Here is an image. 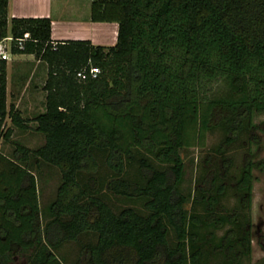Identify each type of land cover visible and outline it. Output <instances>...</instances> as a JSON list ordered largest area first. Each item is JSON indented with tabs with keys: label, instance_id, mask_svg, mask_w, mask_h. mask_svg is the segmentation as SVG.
Here are the masks:
<instances>
[{
	"label": "trees",
	"instance_id": "16d2710c",
	"mask_svg": "<svg viewBox=\"0 0 264 264\" xmlns=\"http://www.w3.org/2000/svg\"><path fill=\"white\" fill-rule=\"evenodd\" d=\"M6 2L0 0V40L10 36L11 54L42 60L46 77L43 110L21 116L6 104L0 58V137L11 134L5 118L17 128L32 120L43 135L36 148L15 143L10 156L0 150V264L13 252L24 264H67L62 243L88 233L94 241L81 244L70 264H202L204 236H212L203 229L224 222L232 227L219 245L232 254L219 264L249 254V231L240 233L236 214L225 220L213 210L222 184L196 193L191 210L183 207L179 150L202 146L213 128L223 132L222 149L264 111V0H90L91 20L116 22L110 45L52 41L47 16L7 19ZM90 65L98 68L94 77L76 76ZM97 153L112 171L103 189L139 199L141 208L114 209L96 176L81 179L82 171L95 170ZM30 155L59 173L43 220ZM126 161L136 163L141 181L124 175ZM255 167L264 170V161H245L234 183L246 209Z\"/></svg>",
	"mask_w": 264,
	"mask_h": 264
},
{
	"label": "rangeland",
	"instance_id": "374dc122",
	"mask_svg": "<svg viewBox=\"0 0 264 264\" xmlns=\"http://www.w3.org/2000/svg\"><path fill=\"white\" fill-rule=\"evenodd\" d=\"M81 3V0H79ZM11 39L2 40L5 49L9 46ZM20 72H22L26 85L17 79L15 71L9 76L8 102L13 97L20 98V106L23 107L21 113L26 118H31L43 108L45 90L42 88L46 77V65L42 60L31 56L28 60L20 62ZM218 83L214 84L216 86ZM26 100H31L32 106L25 104ZM7 126L11 127V134L8 138L0 137V150L7 155L12 154L15 143L22 144L30 149L36 148L43 142L42 133L34 130L35 122L29 120L26 128H17L10 124L9 119L4 120ZM253 127L241 132L239 138L231 143L223 144L219 149L223 132L220 128H213L208 131L202 146H190L179 150L183 160V175L178 184L179 190L185 195L186 200L183 207L191 210L190 203L196 193L207 194L214 192L219 184H222L224 191L220 193V198L213 205V210L218 216H224L225 220L232 219L231 213H235L239 218L240 233L248 229L249 231V254L240 255L234 264H257L264 258V170L255 167L251 170L253 179L250 191V207L246 209L244 202V192L235 188V180L239 175L242 164L247 160L264 161V111L255 112L252 115ZM219 149V150H218ZM147 156V155H146ZM147 158L155 161L149 155ZM27 166L32 170L36 181L37 196L42 220L45 219V208L48 202L54 197L55 188L59 182V173L56 167L41 160L35 162L30 155ZM97 166L92 172L81 173L84 180L89 175L98 178L101 197L114 209L131 205L141 208V200H127L118 195H114L103 189L104 182L112 175V171L104 163V155L96 154ZM124 175L129 179L141 181V174L137 170V165L133 161L124 163ZM214 178L213 180H211ZM202 204V203H200ZM194 210L202 211L200 205L195 203ZM45 213V214H44ZM232 224L224 222L220 226L207 225L203 232L212 231V236L207 238L203 246L201 257L202 264H219L226 258H230L231 252L219 245L221 237L225 235L227 229ZM229 235V234H228ZM95 236L92 234L79 235L76 240L63 242L58 249L64 255L66 263L70 264L79 257V247L85 242H93ZM169 242L173 241V236L168 235ZM24 257L19 252H13L7 264H24Z\"/></svg>",
	"mask_w": 264,
	"mask_h": 264
},
{
	"label": "crops",
	"instance_id": "0c3cea01",
	"mask_svg": "<svg viewBox=\"0 0 264 264\" xmlns=\"http://www.w3.org/2000/svg\"><path fill=\"white\" fill-rule=\"evenodd\" d=\"M90 0H7L6 16H47L50 20L49 36L52 41L67 39H85L92 44L110 45L115 42L116 22L91 20ZM31 54H11L5 59V101L8 104L9 76L15 71L17 79L23 82L22 90L26 80L20 72V62L31 58ZM11 103L21 113L20 98L13 97ZM26 105L32 106L31 100H26ZM43 108H40L42 111ZM39 111V112H40ZM8 119V118H7Z\"/></svg>",
	"mask_w": 264,
	"mask_h": 264
},
{
	"label": "built area",
	"instance_id": "2783aa9c",
	"mask_svg": "<svg viewBox=\"0 0 264 264\" xmlns=\"http://www.w3.org/2000/svg\"><path fill=\"white\" fill-rule=\"evenodd\" d=\"M26 36H28V34H27V33H24L23 38H25ZM23 38H17V39H16V42H17V44H18L19 46H20V44H21V40H22ZM4 39H11V37H10V36H6V37H4V38H2V39L0 40V58L5 60V59H8V58H9L10 52H9V46H7V49H5V45L2 44V40H4ZM97 72H98V68L95 67V66H91V65H90V66L88 67V69H87V72H85L84 69L78 70V71L76 72V76H78V77H80V78H84L85 75L88 74V75H90L91 77H94V76L96 75Z\"/></svg>",
	"mask_w": 264,
	"mask_h": 264
}]
</instances>
